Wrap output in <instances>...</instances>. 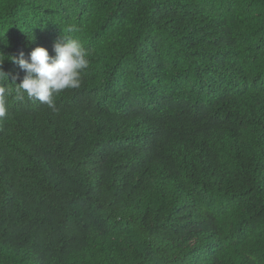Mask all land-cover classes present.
Returning a JSON list of instances; mask_svg holds the SVG:
<instances>
[{
	"label": "trees",
	"instance_id": "trees-1",
	"mask_svg": "<svg viewBox=\"0 0 264 264\" xmlns=\"http://www.w3.org/2000/svg\"><path fill=\"white\" fill-rule=\"evenodd\" d=\"M65 34L81 86L3 98L0 264H264V0H0V87Z\"/></svg>",
	"mask_w": 264,
	"mask_h": 264
},
{
	"label": "clouds",
	"instance_id": "clouds-1",
	"mask_svg": "<svg viewBox=\"0 0 264 264\" xmlns=\"http://www.w3.org/2000/svg\"><path fill=\"white\" fill-rule=\"evenodd\" d=\"M76 30L69 27L67 31ZM53 51L54 55H50L46 47L38 46L31 51L29 58H25L23 53L19 57L12 56L11 60L26 72V76L20 83L13 78L15 87H0V119L8 114L3 99L5 96H14L19 100L26 93L32 101L46 104L55 111V98L59 94L81 86L82 76L89 67V54L82 43L65 34L63 40L54 43ZM0 80H8V74L2 68Z\"/></svg>",
	"mask_w": 264,
	"mask_h": 264
}]
</instances>
